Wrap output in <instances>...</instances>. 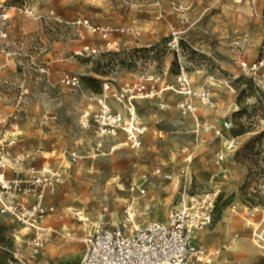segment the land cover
I'll use <instances>...</instances> for the list:
<instances>
[{"label": "rangeland", "instance_id": "1", "mask_svg": "<svg viewBox=\"0 0 264 264\" xmlns=\"http://www.w3.org/2000/svg\"><path fill=\"white\" fill-rule=\"evenodd\" d=\"M84 20L109 27V41L119 46L110 50ZM85 44L100 54L76 56ZM263 53L264 0H0V140L17 137L13 151L33 153L27 167H58L63 151L79 160L45 199L55 207L49 221L60 232L45 256H33L30 234L0 214V264H79L86 251L80 239L103 209L112 224L133 231L135 224L166 221L178 198L215 193L211 226L234 211L264 253V87L236 65L239 57L255 61ZM183 72L193 87L213 93V105L199 106L195 119L182 115L172 93L141 100L149 131L140 150L127 146L124 134L102 139L80 127L83 111L98 108L106 82L119 90L139 75L167 73L172 82ZM66 74L79 78L76 88L62 83ZM226 138H238L241 148L219 163ZM160 167L171 180L154 175ZM143 176L150 180L146 194L131 193L132 179ZM131 204L135 221L127 220ZM229 248L218 246L213 263L225 260ZM259 259L264 264V254Z\"/></svg>", "mask_w": 264, "mask_h": 264}, {"label": "built area", "instance_id": "2", "mask_svg": "<svg viewBox=\"0 0 264 264\" xmlns=\"http://www.w3.org/2000/svg\"><path fill=\"white\" fill-rule=\"evenodd\" d=\"M253 1V0H248ZM9 15L2 18L8 19ZM93 33H98L110 50L119 43L109 41L111 29L91 26L87 20L81 21ZM172 34L179 33L174 27ZM99 51L90 44H85L76 52L78 57H94ZM236 65L243 76L252 80L257 86L264 87V53L255 60L249 61L244 57L236 60ZM167 73L139 75L136 80L126 81L119 90H114L111 82L104 84V93L96 98V111L91 114L89 109L83 111L80 127L92 130L98 138L119 137L126 135V144L138 151L144 145L148 127L139 111L141 100L160 99L166 93L179 97L178 109L183 116L198 119V107L213 105V93L207 88H195L187 73L178 75L175 81L169 82ZM80 80L77 76L66 74L62 83L66 88H76ZM112 98L116 106L110 105ZM163 106V105H162ZM92 109V105L89 106ZM51 122L53 119H50ZM5 117L0 115V129ZM229 129L228 123H225ZM77 142L76 144H78ZM15 141L0 140V169H10L14 178L0 174V214L13 219L29 235V246L33 256H45V247L50 243L53 234L58 231L44 227V220L55 214L54 205H46L45 199L55 194L63 183L70 166L76 164V152H62L61 165L56 167L46 163L41 167L31 165L26 170L23 166L33 157L32 152L13 155L9 147ZM100 146V144H99ZM241 146L238 138H226L223 150L218 154V162H223L229 154H235ZM67 156V157H66ZM154 175L172 179V175L160 167ZM147 176L132 179L129 188L131 193L146 194ZM191 197L188 201L178 198L170 209L166 221L151 220L142 228L127 230V225L112 224L108 219L107 208L99 214L84 240L86 251L79 264H211L220 254L219 249H209L202 245L193 244L196 232L205 231L213 224L215 199L213 196ZM128 221L133 220L134 209L128 207Z\"/></svg>", "mask_w": 264, "mask_h": 264}, {"label": "crops", "instance_id": "3", "mask_svg": "<svg viewBox=\"0 0 264 264\" xmlns=\"http://www.w3.org/2000/svg\"><path fill=\"white\" fill-rule=\"evenodd\" d=\"M148 131H147V134H148ZM146 136H145V139H146ZM7 140L8 141H5V142H9L12 140L15 141V144L10 146L9 150L14 153L13 155H19L13 151L14 146L20 143L17 137L12 136V137H9ZM53 154H55V152L52 153V158H54L55 156ZM60 156L62 157V152L60 153ZM61 157L59 159H61ZM28 167L25 164L22 169L26 170ZM1 173H3L5 176H7V178H10V179L15 177L14 172L10 169H0V174ZM50 217L44 220V227L55 230L56 229L55 226H53L49 221ZM248 228L249 227H247L245 223H242L240 218H238L237 215H235L234 211L227 210L224 212L223 215H221V219H219V221L214 226H210L205 230L209 234L207 237L208 244L204 242L206 238L205 231L196 232L194 234L193 244L202 245L209 249H217L218 246H227V245L230 246L229 248L230 251H227V252L225 251V256H224L225 260H222V261L219 260L215 263L212 262L211 264H262V262L259 259V256L264 253L252 243V240L249 237L250 230ZM59 234L60 232L58 231L56 235H59ZM53 236H55V234H53L52 237ZM56 238H58V236ZM85 239L86 237L81 238L80 242L85 244L84 243ZM210 246L214 248H211ZM231 256L232 257L234 256L235 261L229 263L227 261V257H231Z\"/></svg>", "mask_w": 264, "mask_h": 264}, {"label": "bare ground", "instance_id": "4", "mask_svg": "<svg viewBox=\"0 0 264 264\" xmlns=\"http://www.w3.org/2000/svg\"><path fill=\"white\" fill-rule=\"evenodd\" d=\"M115 148H118L117 146H115ZM135 218L133 217V220H134ZM135 221V220H134ZM136 228H138V225H134V229H136Z\"/></svg>", "mask_w": 264, "mask_h": 264}, {"label": "trees", "instance_id": "5", "mask_svg": "<svg viewBox=\"0 0 264 264\" xmlns=\"http://www.w3.org/2000/svg\"><path fill=\"white\" fill-rule=\"evenodd\" d=\"M238 154H239V152H238ZM238 154H237V155H238Z\"/></svg>", "mask_w": 264, "mask_h": 264}]
</instances>
